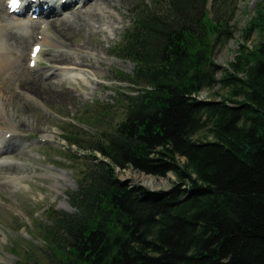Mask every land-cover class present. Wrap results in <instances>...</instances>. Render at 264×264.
<instances>
[{
    "label": "trees",
    "instance_id": "trees-1",
    "mask_svg": "<svg viewBox=\"0 0 264 264\" xmlns=\"http://www.w3.org/2000/svg\"><path fill=\"white\" fill-rule=\"evenodd\" d=\"M256 3L248 28L260 40L242 43L224 69L214 55L234 35V0L139 2L112 52L134 65L119 79L132 91L64 122L69 149L90 153H71L83 163L68 193L74 212L47 209L36 228L50 264H264V0ZM216 84L226 95L193 96ZM128 167L175 180L167 190L128 185L116 174Z\"/></svg>",
    "mask_w": 264,
    "mask_h": 264
},
{
    "label": "rangeland",
    "instance_id": "rangeland-1",
    "mask_svg": "<svg viewBox=\"0 0 264 264\" xmlns=\"http://www.w3.org/2000/svg\"><path fill=\"white\" fill-rule=\"evenodd\" d=\"M6 1L1 0L0 6L5 8ZM140 1L142 0H113L115 6L110 9L113 17L102 25L100 33L84 32L79 34L76 40H64L70 48L82 47L79 56L84 58L78 69H68L67 73L52 80L56 84L60 83L63 89L70 90L69 94L56 92L59 85L48 87L46 84L44 93L31 96L24 92L13 96L9 91L10 87L4 86L2 82L8 80L15 85L17 78L29 74V53L33 44L40 43L44 35L48 41L42 45L37 57L40 65L36 69L41 72L47 70L42 68L47 59L46 51L55 52L59 40L51 31L42 35L39 33L40 28L35 30V37L27 44V56L23 64L11 62L8 66L0 67V93L13 96L11 101L1 103L0 125L6 127L5 130H10L7 133L13 134L12 141L22 148V151L17 153L0 151V264H24L26 261L29 264H50L44 253L45 237L42 236L43 232L39 233L36 228L48 223V217L45 215L47 209L74 212L68 193L78 188L76 178L83 163L71 157V153H90L83 149L79 151L76 146L68 149L61 129L68 131L69 127L62 120L72 118L78 123V118L84 111L96 115L103 104L116 105V92L120 88L132 91L127 83H118L116 78H120L121 74L131 73L134 65L126 58H118L112 52L121 41L124 30L132 26V11ZM145 1L149 3L150 0ZM256 2L257 0H234L236 10L231 21L234 35L218 46L214 55L215 61L224 69L229 62L234 61L238 53L237 48L242 43L254 49V45L260 40L258 30L249 32L248 28L249 20L254 16ZM43 19L38 20V27L43 26ZM30 21L32 20L27 16H8L7 8L4 12L0 11V24L18 26L29 24ZM247 32L249 38L245 40ZM9 58L12 59L10 56ZM221 74L222 72L218 71L217 76L220 77ZM240 75L243 76L242 73ZM47 77H42L41 80L45 82L49 79ZM59 77L63 80L60 81ZM225 92L220 84H216L214 88H204L198 96L203 100L215 99L226 95ZM4 111H9V115L4 114ZM19 116L24 120L23 124L16 120ZM120 117L122 113L117 107L111 109L107 116L114 124ZM85 125L86 123H80V127L88 129L91 133L96 132V128L92 130ZM204 136L205 132H199L194 138L203 139ZM209 138L210 136H207L206 139ZM117 176L128 185L141 184L155 190L169 188L175 179L171 173L166 177H156L131 168L117 169ZM145 181H149L151 187L145 184ZM31 248L36 260H33L28 251Z\"/></svg>",
    "mask_w": 264,
    "mask_h": 264
},
{
    "label": "bare ground",
    "instance_id": "bare-ground-1",
    "mask_svg": "<svg viewBox=\"0 0 264 264\" xmlns=\"http://www.w3.org/2000/svg\"><path fill=\"white\" fill-rule=\"evenodd\" d=\"M27 1L31 3L30 0ZM44 5H47L46 10L44 9ZM9 6L10 4L8 3L5 7L7 8V12L9 11ZM33 6L40 8L37 19L44 18L43 26H37V19L30 21L29 24H18V26L14 24H0V67L8 66L11 62H17L18 65L23 64L25 56H27V44L33 40L36 35L35 30L39 28V33L42 35L47 31H51L52 34L58 37L57 49L55 52L46 51L47 59H45L44 67H42L47 69L45 72L36 69L40 65V62L36 61L35 63L34 58L32 59L34 64L27 66L29 74L17 78L15 85L11 81L2 80L3 85L10 87L9 91L13 93V96L24 92L29 93L28 95L31 96H35V93H44V86L46 84L49 85L48 87H57L59 85L56 92L69 94L70 90L63 89L60 83L56 84L52 80L63 73H67L68 69H78L79 63L84 61V58L79 56V51L83 50L82 47L70 48L64 40H76L79 34L84 32L88 34H91V31L100 33L102 25L113 17L110 9H114L115 3L113 0H36ZM5 8L0 6V11L4 12ZM64 12L65 14L62 15ZM7 14L8 16L10 15L9 13ZM47 41L48 39L44 35L42 41H40L41 46ZM62 65L66 67H62ZM42 77L49 79L43 82L44 80H41ZM58 79L60 81L63 80L60 77ZM13 96L12 94L4 95V93H0V109L2 101H11ZM9 113V111H4L6 115H9ZM1 117L3 118L4 116L1 115ZM16 120L18 123H24V120L20 116ZM5 128L0 125V151L21 152L22 148L20 145L12 141L13 134H8L7 132L10 130H5ZM145 184L150 185V187L152 185L149 181H145Z\"/></svg>",
    "mask_w": 264,
    "mask_h": 264
},
{
    "label": "snow or ice",
    "instance_id": "snow-or-ice-1",
    "mask_svg": "<svg viewBox=\"0 0 264 264\" xmlns=\"http://www.w3.org/2000/svg\"><path fill=\"white\" fill-rule=\"evenodd\" d=\"M13 2L15 3V0H13Z\"/></svg>",
    "mask_w": 264,
    "mask_h": 264
}]
</instances>
